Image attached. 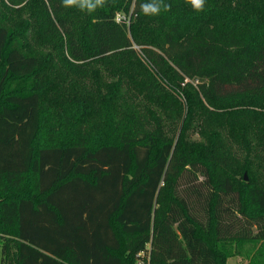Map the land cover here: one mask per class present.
Here are the masks:
<instances>
[{"label": "trees", "instance_id": "16d2710c", "mask_svg": "<svg viewBox=\"0 0 264 264\" xmlns=\"http://www.w3.org/2000/svg\"><path fill=\"white\" fill-rule=\"evenodd\" d=\"M137 58L161 111L100 77ZM162 80L196 97L180 123ZM97 102L119 125L89 131ZM244 241L264 264V0H0V264H226Z\"/></svg>", "mask_w": 264, "mask_h": 264}, {"label": "rangeland", "instance_id": "374dc122", "mask_svg": "<svg viewBox=\"0 0 264 264\" xmlns=\"http://www.w3.org/2000/svg\"><path fill=\"white\" fill-rule=\"evenodd\" d=\"M17 8L15 9H21L20 11L13 12L12 10L10 11L14 16L16 17H22V19L28 23H33L35 20V14H36V8H33L31 6H26L25 2L22 3L21 5L16 6ZM5 12V11H4ZM127 16L126 20L128 22ZM32 50L35 52H41L40 47H38L36 44L31 45ZM144 61L141 58H137L131 61V64L126 70H121L118 69L112 65H105L102 67V72H101V79L104 80L103 83L105 85H115L114 82H118L120 85L118 87V90L116 86L113 87L112 91L114 94L118 95V91H123L125 89H129V99L135 100V103L137 102L139 105L142 102V100L148 99V96L144 94L143 92V87H144V82H143V74H142V66ZM94 71L93 70H88L86 73L84 72L85 75L88 77V83H92V86L96 87L99 83L97 76H94ZM106 80V81H105ZM114 81V82H112ZM125 81V83H124ZM187 82H189L193 87L196 85V80L195 79H187ZM161 85L170 91L175 98L171 96V98L175 99L174 100H166L163 103V107L172 105L173 107V112H172V118L173 122L180 123L184 115H186V102L187 99L190 98L192 100H195L196 97L189 92H182L180 89L176 88L174 89L169 82L166 80L161 81ZM102 93L97 94V98L103 97ZM62 98V97H61ZM199 100L203 102L205 107L209 110H213V108L201 97H199ZM147 104L153 107L156 111H161L163 110L159 105L155 104L157 103L156 100L154 99H148ZM56 110L57 113L59 112L60 109H66V112L71 111V106L69 102H63L59 99L56 100ZM102 104L97 102V106L95 105V114L93 115L94 119L91 118V114H87V117L89 120L87 122L90 124L89 131L94 132L98 129L100 130H105L108 129L109 124H114L117 122L119 125L118 118L110 119L111 123H109L107 126H104L105 118H103V112H100L102 109ZM251 110L258 111L263 109H259L257 106H251L247 107ZM220 110V109H219ZM171 112V111H170ZM71 113V112H70ZM70 113H68L70 115ZM119 117V115H118ZM161 117V116H160ZM112 118V117H110ZM76 121V119H72ZM148 121L151 125H154V122L152 121L151 117L149 116ZM167 121V120H166ZM168 122V121H167ZM79 121L75 128H78L79 126ZM104 128V129H103ZM241 133L240 127L238 128V134ZM242 134V133H241ZM193 139L201 141L202 139L200 138V135L197 133H194ZM233 140V139H231ZM230 140V141H231ZM231 151L233 152L234 155L244 159L242 157L245 154V145L243 141L241 140V137H238L234 139V141L231 142ZM236 153H235V152ZM237 153H241V156ZM244 173V172H243ZM242 175V173H241ZM240 175V176H241ZM239 176V178H240ZM223 248L225 252L227 253V258H226V264H246L249 261V258L251 257V254L253 253V250L255 249L250 242H226L223 243ZM0 257H1V252H0Z\"/></svg>", "mask_w": 264, "mask_h": 264}, {"label": "clouds", "instance_id": "9594fccd", "mask_svg": "<svg viewBox=\"0 0 264 264\" xmlns=\"http://www.w3.org/2000/svg\"><path fill=\"white\" fill-rule=\"evenodd\" d=\"M64 7H78L82 12H87L88 14L93 13L96 9L103 7L105 0H61ZM193 4L198 9L202 7L203 0H193ZM166 9L168 6L163 5ZM143 10L148 13H157L160 11L161 5L159 3H151L148 5H142Z\"/></svg>", "mask_w": 264, "mask_h": 264}, {"label": "water", "instance_id": "95a60500", "mask_svg": "<svg viewBox=\"0 0 264 264\" xmlns=\"http://www.w3.org/2000/svg\"><path fill=\"white\" fill-rule=\"evenodd\" d=\"M244 178L246 179L247 177H246V174H244Z\"/></svg>", "mask_w": 264, "mask_h": 264}, {"label": "built area", "instance_id": "2783aa9c", "mask_svg": "<svg viewBox=\"0 0 264 264\" xmlns=\"http://www.w3.org/2000/svg\"><path fill=\"white\" fill-rule=\"evenodd\" d=\"M125 19V17H123ZM117 20H119V18L117 17Z\"/></svg>", "mask_w": 264, "mask_h": 264}]
</instances>
